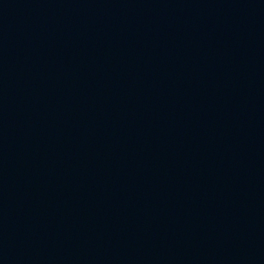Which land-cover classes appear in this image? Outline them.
Returning <instances> with one entry per match:
<instances>
[{
	"label": "water",
	"instance_id": "1",
	"mask_svg": "<svg viewBox=\"0 0 264 264\" xmlns=\"http://www.w3.org/2000/svg\"><path fill=\"white\" fill-rule=\"evenodd\" d=\"M0 264H264V0H0Z\"/></svg>",
	"mask_w": 264,
	"mask_h": 264
}]
</instances>
